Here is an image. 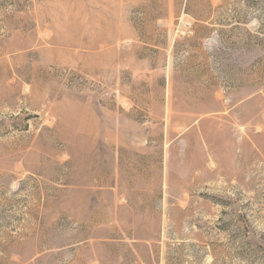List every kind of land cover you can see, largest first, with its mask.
<instances>
[{"label": "rangeland", "instance_id": "rangeland-1", "mask_svg": "<svg viewBox=\"0 0 264 264\" xmlns=\"http://www.w3.org/2000/svg\"><path fill=\"white\" fill-rule=\"evenodd\" d=\"M0 264H264V0H0Z\"/></svg>", "mask_w": 264, "mask_h": 264}]
</instances>
